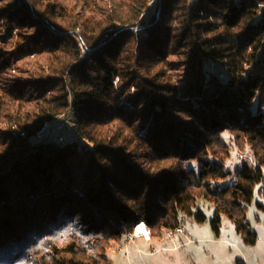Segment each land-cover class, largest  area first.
Listing matches in <instances>:
<instances>
[{
    "label": "trees",
    "instance_id": "trees-1",
    "mask_svg": "<svg viewBox=\"0 0 264 264\" xmlns=\"http://www.w3.org/2000/svg\"><path fill=\"white\" fill-rule=\"evenodd\" d=\"M263 107L264 0H0V264H112L201 201L255 245ZM58 120L74 141L35 140Z\"/></svg>",
    "mask_w": 264,
    "mask_h": 264
},
{
    "label": "rangeland",
    "instance_id": "rangeland-1",
    "mask_svg": "<svg viewBox=\"0 0 264 264\" xmlns=\"http://www.w3.org/2000/svg\"><path fill=\"white\" fill-rule=\"evenodd\" d=\"M214 69L217 70L216 67ZM120 104L128 106L125 99H122ZM62 124L63 121L58 120L53 125H49L42 137L38 134L35 140L60 142V139H64L65 143L74 141L73 131L69 128L62 129ZM48 137L49 139H46ZM230 143L232 154L226 163L229 169L235 171L242 166V162L238 160V153L249 154V152L238 149L237 145L231 141ZM235 179L233 175L226 181L234 183ZM260 190L261 187H258L255 200L247 211L251 230L259 237L255 245H248L245 242L237 232L235 223L227 216H223L221 229L217 234L211 224L215 208L212 204L201 201L199 208L207 216L205 223L198 224L194 220H186L183 225V234L176 233L169 237L165 232L163 237H153L149 232V237L136 238L134 244L138 239H143L142 242L152 241L142 248L145 254L142 250L138 252L137 248L131 244L127 248L128 256H125L119 252L122 250L124 252L126 242L116 243L108 253L110 261L112 264H237L241 259L246 264H264V207L261 208L258 205V203L264 205V196L260 195ZM137 227L138 225L135 229ZM148 231H150L149 228ZM151 252L153 255H150Z\"/></svg>",
    "mask_w": 264,
    "mask_h": 264
},
{
    "label": "built area",
    "instance_id": "built-area-1",
    "mask_svg": "<svg viewBox=\"0 0 264 264\" xmlns=\"http://www.w3.org/2000/svg\"><path fill=\"white\" fill-rule=\"evenodd\" d=\"M157 0H152V2H156ZM49 125H52V124H50V123H48L47 125H46V127L39 133V136L40 137H42V134L43 133H45L46 132V129H47V127H49ZM62 129H65V128H68L69 127V125L65 122V123H63L62 124ZM47 139V138H46ZM60 143L62 144V143H64V139H60ZM238 160L240 161V162H245V161H248V160H250V158H249V156H248V154H240V153H238ZM141 226H145L146 227V229H148V227L144 224V223H141L140 225H138V227L134 230V232L133 233H129V234H127L126 235V237H125V244H124V251H125V248L126 247H128L129 245H131V244H134V242H135V239L136 238H146L147 237V234H145V233H141V234H138V229L141 227ZM148 232H150V231H148ZM183 234L184 233V229H183V227H180V228H177L175 231H169V232H167V236H169V237H172L174 234ZM123 251V250H122ZM122 251H120V252H122Z\"/></svg>",
    "mask_w": 264,
    "mask_h": 264
},
{
    "label": "crops",
    "instance_id": "crops-1",
    "mask_svg": "<svg viewBox=\"0 0 264 264\" xmlns=\"http://www.w3.org/2000/svg\"><path fill=\"white\" fill-rule=\"evenodd\" d=\"M258 239H259V237H258ZM142 240H143V239H138V240L136 241V243L132 245V246H134V247L137 248L138 252H139V250H142V248L145 246L146 243H147V244L152 243V241L148 242V241L146 240V241L142 242ZM127 248H128V247L125 248V251H124V252H119V253H121V254H125V256H126V255L128 256ZM116 251H117V249H116ZM142 253H144L143 250H142ZM144 254H145V253H144ZM150 255H153V253L151 252ZM109 259H110V258H109ZM110 260H111V259H110Z\"/></svg>",
    "mask_w": 264,
    "mask_h": 264
},
{
    "label": "bare ground",
    "instance_id": "bare-ground-1",
    "mask_svg": "<svg viewBox=\"0 0 264 264\" xmlns=\"http://www.w3.org/2000/svg\"><path fill=\"white\" fill-rule=\"evenodd\" d=\"M137 232H138V234L145 233V234H147V236L149 237L148 229H146L145 226H141V227L138 229Z\"/></svg>",
    "mask_w": 264,
    "mask_h": 264
}]
</instances>
